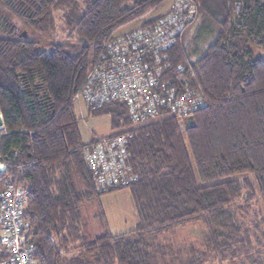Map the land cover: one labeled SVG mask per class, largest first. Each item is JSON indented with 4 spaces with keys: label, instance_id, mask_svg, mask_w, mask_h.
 Segmentation results:
<instances>
[{
    "label": "trees",
    "instance_id": "16d2710c",
    "mask_svg": "<svg viewBox=\"0 0 264 264\" xmlns=\"http://www.w3.org/2000/svg\"><path fill=\"white\" fill-rule=\"evenodd\" d=\"M167 1L0 0V192L10 179L29 188L33 264H264V0H193L196 16L170 52L175 68L191 61L209 99L193 127L174 117L134 126L118 101L88 107L110 115V135L132 134L138 179L128 187L139 215L121 234L102 209L101 231L88 225L87 204L124 187H96L84 157L93 139H83L73 96L102 43ZM61 10L71 11L75 43L56 40ZM14 20L30 34L12 35ZM190 225L198 239L178 240Z\"/></svg>",
    "mask_w": 264,
    "mask_h": 264
},
{
    "label": "built area",
    "instance_id": "2783aa9c",
    "mask_svg": "<svg viewBox=\"0 0 264 264\" xmlns=\"http://www.w3.org/2000/svg\"><path fill=\"white\" fill-rule=\"evenodd\" d=\"M153 23L117 31L102 43L73 96L90 106L123 102L134 126L174 117L181 126L209 102L191 61L172 62L187 25L197 13L193 0H171ZM153 13L150 9L146 15ZM132 134L96 137L84 150L96 187L109 191L138 179L129 162ZM1 171L6 168L0 163ZM29 188L10 179L0 192V264H33L36 247L26 220Z\"/></svg>",
    "mask_w": 264,
    "mask_h": 264
},
{
    "label": "rangeland",
    "instance_id": "374dc122",
    "mask_svg": "<svg viewBox=\"0 0 264 264\" xmlns=\"http://www.w3.org/2000/svg\"><path fill=\"white\" fill-rule=\"evenodd\" d=\"M171 2H172L171 0L167 1L159 9L154 10L153 13L146 15L141 20H137L126 25L125 27H123V30L133 28L141 24V22H143L146 19L153 18L157 15L162 14L170 7ZM74 12L76 13L77 11L75 10ZM70 13L71 11L68 10H61L56 13L57 27H56L55 37L58 42H64V43L76 42V39L69 36L70 31L66 25V17ZM19 25L23 27V29L27 30L30 34L29 28L25 27L24 24H22L20 21H19ZM197 37H198V33L196 28H193L191 31L187 33L186 40L189 43L191 50L194 49L193 42L194 39H196ZM48 40H50L49 37ZM211 41L212 38L207 39L201 45V49L204 50L210 44ZM43 47L48 48V44L46 45L43 44ZM75 109L77 116L80 119L81 131L85 142H89L96 137L104 136L106 134L111 133L110 115L90 116L88 114L87 105L81 101L75 102ZM240 178L242 179L244 177L240 176ZM259 197L260 196L257 194L256 201L261 208L262 204L259 200ZM100 209H102V211H104L105 213L107 227L109 228L112 234H121L124 232H129L134 228H136L137 223L139 221V215L134 202L133 194L128 186L119 190L106 192L102 194L95 202L87 204L85 208V216L88 225L90 226V229L93 228V231L96 232L101 231L100 218L94 217L96 212H99ZM255 210L257 211L256 206L247 210L249 219L253 220L256 218ZM199 230L200 228L198 225H190L184 229H178L175 232V237H177L178 240L181 241L195 240L198 239V235L200 234L198 233ZM171 237H174V235ZM210 264H227V263L226 262L220 263L216 261Z\"/></svg>",
    "mask_w": 264,
    "mask_h": 264
},
{
    "label": "flooded vegetation",
    "instance_id": "af4514ba",
    "mask_svg": "<svg viewBox=\"0 0 264 264\" xmlns=\"http://www.w3.org/2000/svg\"><path fill=\"white\" fill-rule=\"evenodd\" d=\"M11 27H12V35H14V36H16V35L17 36H21L22 33L25 31V29H23V27H21L19 25V21L18 20L12 21V26Z\"/></svg>",
    "mask_w": 264,
    "mask_h": 264
},
{
    "label": "water",
    "instance_id": "95a60500",
    "mask_svg": "<svg viewBox=\"0 0 264 264\" xmlns=\"http://www.w3.org/2000/svg\"><path fill=\"white\" fill-rule=\"evenodd\" d=\"M22 35L26 36L27 35V31L25 30ZM188 121H189V125L190 127L194 126V116H190L188 117ZM4 129V120H3V116L2 114H0V132ZM0 163H1V155H0ZM1 171V168H0Z\"/></svg>",
    "mask_w": 264,
    "mask_h": 264
},
{
    "label": "crops",
    "instance_id": "0c3cea01",
    "mask_svg": "<svg viewBox=\"0 0 264 264\" xmlns=\"http://www.w3.org/2000/svg\"><path fill=\"white\" fill-rule=\"evenodd\" d=\"M110 126H111V123H110ZM111 128V127H110ZM5 129V128H4ZM110 134V133H109ZM107 135V134H106Z\"/></svg>",
    "mask_w": 264,
    "mask_h": 264
}]
</instances>
